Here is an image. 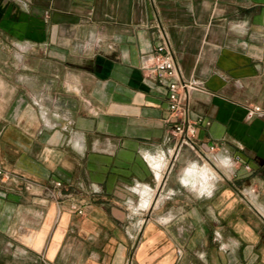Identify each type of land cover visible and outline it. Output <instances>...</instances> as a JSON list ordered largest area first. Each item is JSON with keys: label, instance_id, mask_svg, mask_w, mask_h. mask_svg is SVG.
<instances>
[{"label": "crops", "instance_id": "crops-1", "mask_svg": "<svg viewBox=\"0 0 264 264\" xmlns=\"http://www.w3.org/2000/svg\"><path fill=\"white\" fill-rule=\"evenodd\" d=\"M36 1L0 0V264H264V0ZM160 26L198 84L194 149ZM143 190L162 200L138 218Z\"/></svg>", "mask_w": 264, "mask_h": 264}, {"label": "built area", "instance_id": "built-area-1", "mask_svg": "<svg viewBox=\"0 0 264 264\" xmlns=\"http://www.w3.org/2000/svg\"><path fill=\"white\" fill-rule=\"evenodd\" d=\"M159 36L160 39L155 45V51L150 62L151 69L158 76L161 84L167 88L171 113L180 119V122L174 125L173 132L181 136V142L190 145L194 149L195 145L191 138L195 134L196 129L189 116L186 99L188 93L198 87V84L183 78L163 26H160ZM255 114L264 115V107L259 104L250 106L248 116L252 117ZM210 148L213 150L215 145H211ZM6 174L7 172L0 165V175ZM57 185H61V182H57ZM251 191H255V189L251 188Z\"/></svg>", "mask_w": 264, "mask_h": 264}, {"label": "bare ground", "instance_id": "bare-ground-1", "mask_svg": "<svg viewBox=\"0 0 264 264\" xmlns=\"http://www.w3.org/2000/svg\"><path fill=\"white\" fill-rule=\"evenodd\" d=\"M150 160L152 162L153 167L156 170V178L158 185H162L165 179V172H166L165 170L167 167L166 161H164V159H162L161 157H153ZM189 174H190L189 176L192 177H188L186 181L192 184L195 188H199V184H202L201 185L202 189H204V187H207L208 184H210L215 177L213 170L207 166L200 168L196 166L190 170ZM199 181H201V183H199ZM154 191L153 192L150 190L142 191V199L140 203V206L142 208H149L150 206H152V204L159 202L160 196L158 193H155Z\"/></svg>", "mask_w": 264, "mask_h": 264}, {"label": "rangeland", "instance_id": "rangeland-1", "mask_svg": "<svg viewBox=\"0 0 264 264\" xmlns=\"http://www.w3.org/2000/svg\"><path fill=\"white\" fill-rule=\"evenodd\" d=\"M17 7H19V6H17ZM29 8H30V11H32V10H34V11H38V4H37V1L36 0H31V4L29 5ZM191 157H193V155L191 156ZM200 165H202V163L200 164ZM210 166V165H209ZM169 167H170V165H167V169H166V171L169 169ZM181 167V165H180V163H179V161H177V163H176V165H175V167H174V172H176V170L178 169V168H180ZM212 168V167H211ZM213 169V168H212ZM213 171H214V169H213ZM215 173H217V171L215 172ZM165 175H166V173H165ZM155 193H157V192H155ZM155 193H154V195H155ZM161 196V195H160ZM141 199H142V195H140V197L136 200V203L134 204V207H136L137 209H134V211H137L135 214H134V216H137L138 218H140V217H142V215L141 214H146V213H150V211H151V209L153 208V206H155L157 203H154V204H152V206H150L149 208H142L141 206H140V203H141ZM162 200V196H161V198H160V201ZM137 214V215H136Z\"/></svg>", "mask_w": 264, "mask_h": 264}]
</instances>
